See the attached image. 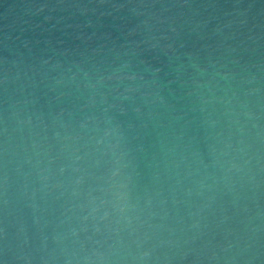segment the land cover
<instances>
[{"label": "water", "instance_id": "1", "mask_svg": "<svg viewBox=\"0 0 264 264\" xmlns=\"http://www.w3.org/2000/svg\"><path fill=\"white\" fill-rule=\"evenodd\" d=\"M0 264H264V0H0Z\"/></svg>", "mask_w": 264, "mask_h": 264}]
</instances>
